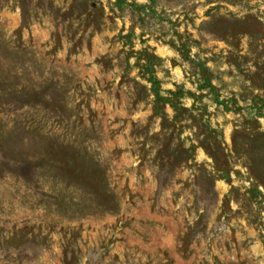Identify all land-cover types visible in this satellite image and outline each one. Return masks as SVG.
I'll use <instances>...</instances> for the list:
<instances>
[{
  "label": "rangeland",
  "instance_id": "1",
  "mask_svg": "<svg viewBox=\"0 0 264 264\" xmlns=\"http://www.w3.org/2000/svg\"><path fill=\"white\" fill-rule=\"evenodd\" d=\"M0 264H264V0H0Z\"/></svg>",
  "mask_w": 264,
  "mask_h": 264
}]
</instances>
